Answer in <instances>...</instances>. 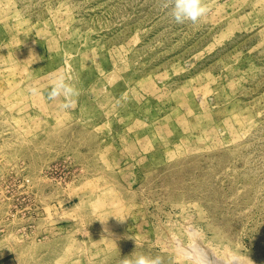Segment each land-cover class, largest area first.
Returning a JSON list of instances; mask_svg holds the SVG:
<instances>
[{"label":"rangeland","instance_id":"374dc122","mask_svg":"<svg viewBox=\"0 0 264 264\" xmlns=\"http://www.w3.org/2000/svg\"><path fill=\"white\" fill-rule=\"evenodd\" d=\"M172 3L0 0V264H264V0Z\"/></svg>","mask_w":264,"mask_h":264},{"label":"clouds","instance_id":"9594fccd","mask_svg":"<svg viewBox=\"0 0 264 264\" xmlns=\"http://www.w3.org/2000/svg\"><path fill=\"white\" fill-rule=\"evenodd\" d=\"M206 11L200 0H173L171 5V15L177 23H183L186 20L196 23ZM121 264H161V260L159 257L140 254L122 259Z\"/></svg>","mask_w":264,"mask_h":264},{"label":"bare ground","instance_id":"6f19581e","mask_svg":"<svg viewBox=\"0 0 264 264\" xmlns=\"http://www.w3.org/2000/svg\"><path fill=\"white\" fill-rule=\"evenodd\" d=\"M193 240H195V239H193ZM184 249V248H183ZM182 249V250H183ZM187 250V249H186ZM190 250L193 252L192 254L195 256V257H197V259L196 260H198V261H200L201 263H203V264H226V262L224 261V260H222V259H218V260H212L211 259V257H209L208 255H210V252L209 251H206L204 248H202V247H200V245H199V242H198V240H195L194 242H193V245L191 246V248H190ZM188 251V250H187ZM191 251H190V253H191ZM185 254H186V251H185V249H184V251H183ZM189 252V251H188ZM189 253V254H190ZM184 254V255H185ZM185 255L184 256V258L186 257V256H189V257H191L190 255ZM193 256V257H194ZM211 256V255H210ZM189 257H186V259L187 258H189ZM192 258V257H191ZM190 259V258H189ZM195 259V258H194ZM193 259V260H194ZM227 260L228 261H232V263L231 264H246V262L244 261V260H242L241 258H236V257H228L227 258ZM194 262H197V261H194Z\"/></svg>","mask_w":264,"mask_h":264}]
</instances>
